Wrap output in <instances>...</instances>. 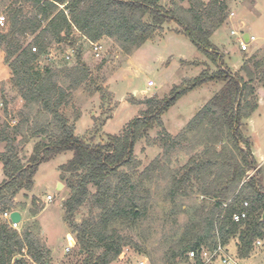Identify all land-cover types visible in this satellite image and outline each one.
Masks as SVG:
<instances>
[{
    "label": "trees",
    "instance_id": "trees-1",
    "mask_svg": "<svg viewBox=\"0 0 264 264\" xmlns=\"http://www.w3.org/2000/svg\"><path fill=\"white\" fill-rule=\"evenodd\" d=\"M3 1L7 24L0 27V48L22 106L12 113L9 101L3 92L0 94L5 115L0 122L4 176L0 182V264L50 262V251L39 235L36 221L19 230L12 228L1 214L24 209V204L15 201L16 196L22 190L31 191L40 163L64 151H72L73 155L59 166V177L68 190L62 202L63 220L73 235L75 255H84L81 264H110L124 246L133 244L115 225L133 226L145 217L150 192L144 182L160 172L169 175L166 195L173 204L192 192L201 198L191 208L184 231L168 247L169 264L177 258L187 259L190 249L211 246L216 236L223 245L234 239L237 257L248 258L256 240L264 239V188L251 139L243 127L244 120L257 108V89L264 84V69L261 60L249 58L232 72L223 64L222 53L212 45V33L228 16V1L170 0L164 6L160 0H56L67 1L68 15L50 0ZM166 22H174L176 30L187 35L216 68L205 65L198 76L174 85L163 98L133 100L145 108L118 134L107 133L105 140L99 142L77 135L63 108L70 100L71 90L88 80L90 69L82 61L79 47L71 66L60 70L51 65L36 68L50 46L72 45L74 26L87 39L107 37L129 54ZM27 36L32 40L27 42ZM61 79L66 87L59 83ZM208 82H219L221 86L172 136L165 130L161 115L186 91ZM33 106L47 117L30 121L24 110L29 112ZM8 119L15 123L10 125ZM154 127L160 128L158 140L163 154L138 171L140 161L134 155V146ZM31 138L37 141L23 162L19 153ZM182 148L191 151L188 159L177 169H169L171 151ZM245 201L247 206L243 207ZM36 202L33 196V216L39 211ZM83 205H88L90 211L97 210V214L77 222L75 213ZM244 208L245 219L233 221L232 214ZM195 264H201L199 258Z\"/></svg>",
    "mask_w": 264,
    "mask_h": 264
},
{
    "label": "rangeland",
    "instance_id": "rangeland-1",
    "mask_svg": "<svg viewBox=\"0 0 264 264\" xmlns=\"http://www.w3.org/2000/svg\"><path fill=\"white\" fill-rule=\"evenodd\" d=\"M207 2V0H203ZM228 13L234 12L232 18H226L211 35L210 41L221 53L222 62L232 72L238 71L243 61H262L264 69V0H227ZM9 2V1H8ZM6 2V5L8 4ZM161 4L168 6L170 0H160ZM0 13L5 15V6ZM187 5L186 2H183ZM254 35L256 40L247 50L241 51L237 37L231 35L230 30H242ZM174 22H166L162 28L140 47L131 53H124L118 44L104 37L99 40L102 45L100 56L96 58L83 37L72 30L71 38L74 43L70 46L81 49L82 61L90 69L88 80L76 89L71 90V97L63 112L69 122L74 126V132L79 136L92 139L94 142L105 140L107 133L118 134L124 126L134 117L141 114L145 106L134 101H141L147 97L156 96L163 98L168 95L174 85H179L185 79L198 76L205 68L215 69L216 65L207 55L195 46L182 32L176 30ZM32 40L31 36L25 39ZM68 44L62 43L59 47L50 46L49 50L55 53V59H48L47 54L36 65L41 68L51 65L57 70L71 66L75 63L73 57L69 61L60 58ZM105 59L104 62L102 60ZM251 64V62H250ZM0 94L3 92L9 101V110L17 113L22 106V100L11 82V72L4 63V53L0 48ZM8 72V74H7ZM64 87L67 83L59 80ZM221 86L219 82H208L196 86L179 96L175 103L161 115L165 130L172 136H176L186 125L195 112L211 97ZM101 87V90H96ZM264 84L257 89V108L244 120V131L251 139V149L257 165L260 167V184L264 188ZM2 99L0 95V122L5 119ZM29 120H44L47 116L40 112L36 106L30 111ZM10 125L15 120L8 119ZM160 128L154 127L148 134L142 137L134 146V155L140 161L138 171L143 169L151 160L163 154V148L159 144ZM19 139V138H18ZM37 138L29 139L19 155L24 162L29 156L32 146ZM3 143H0V152ZM191 154L186 148L171 151L167 162L169 169H177L183 165ZM72 151H64L56 154L51 159L39 164L34 175V184L31 191H20L15 201L24 204L19 230H22L32 221H36L39 235L46 241L50 251L51 264H81L84 255L77 256L74 253L75 242L70 229L63 220L62 202L68 195L65 183L59 177V166L69 161ZM0 162V180L3 178ZM168 173H157L151 181H145L144 187L149 190V208L142 219L133 226L120 223L115 225L121 235L132 239L133 244L123 247L120 255L110 264H135L138 259L146 258L147 264H169L167 250L184 231L190 219L191 208L198 205L200 197L195 192L187 197L177 199L175 203L167 197L169 187ZM57 183L62 187L57 188ZM52 195L53 199L47 202L46 195ZM37 199L38 213L32 215L31 198ZM90 214L96 215L97 210L90 211L88 205H83L75 213V221L79 222ZM261 244L255 243L251 255L245 259H239L236 254L235 240L231 239L226 245L228 253L238 260L239 264H264V239ZM135 244V245H134ZM70 247L65 252V247ZM171 264H193L186 258H177Z\"/></svg>",
    "mask_w": 264,
    "mask_h": 264
},
{
    "label": "built area",
    "instance_id": "built-area-1",
    "mask_svg": "<svg viewBox=\"0 0 264 264\" xmlns=\"http://www.w3.org/2000/svg\"><path fill=\"white\" fill-rule=\"evenodd\" d=\"M43 1V0H40ZM54 3H56L59 7V9H62L65 15H68V10L65 9V5L67 3H58L56 2V0H50ZM234 15V13L231 11L228 13V18H231ZM7 24V19L5 17V15L0 13V27L1 28H5ZM73 31H75L76 33L80 34V32H78V30L73 26ZM231 35L236 36L237 37V42H238V46L240 48L241 51H245L248 49L249 44L253 41L256 40V37L254 35H247V39L244 36V32L242 30H235V29H231L230 30ZM81 35V34H80ZM83 37V39L86 40V42L88 43L92 54H94V56L96 58H98L100 56V53L102 51V45L100 44L99 40L98 41H91L89 39H87L85 36L81 35ZM62 45V43H56L53 46H60ZM71 45H68L67 50H65V53H63L61 55L60 58L65 59V61H69L70 59H72L73 57H75V53H76V49L70 47ZM32 51H36V47H32L31 48ZM47 58L50 59H55V53L52 51V49L49 50V53L46 55ZM53 197L50 194L46 195V201L50 202L52 201ZM243 207L247 206V202H243L242 203ZM14 211V210H13ZM12 211H4L1 214L2 219H5L9 222L10 226L12 228L15 229H19V225L21 223V220L19 222H12L10 220V213ZM247 214L246 209H242L238 212H234L232 214V220L235 222H239L242 219H245ZM257 245L261 244V240L258 239L255 242ZM70 251V247H65V252H69ZM200 259L201 264H239L238 260L231 256L228 251H227V247L226 245H223L219 239L218 236H216V240L215 242L211 245V246H200L197 249H190L187 252V259L190 260L193 264H195L197 259ZM43 264H51L50 262H45ZM135 264H147V259L146 258H142V259H138L136 261Z\"/></svg>",
    "mask_w": 264,
    "mask_h": 264
},
{
    "label": "water",
    "instance_id": "water-1",
    "mask_svg": "<svg viewBox=\"0 0 264 264\" xmlns=\"http://www.w3.org/2000/svg\"><path fill=\"white\" fill-rule=\"evenodd\" d=\"M62 187V183H58L57 184V188H60ZM21 219V214L18 210H14L10 213V220L12 222H19Z\"/></svg>",
    "mask_w": 264,
    "mask_h": 264
},
{
    "label": "crops",
    "instance_id": "crops-1",
    "mask_svg": "<svg viewBox=\"0 0 264 264\" xmlns=\"http://www.w3.org/2000/svg\"><path fill=\"white\" fill-rule=\"evenodd\" d=\"M254 1L255 0H251V2H250V5H252L253 3H254ZM229 6V5H228ZM234 13V12H233ZM235 16V15H234ZM232 18V17H231ZM243 23V22H242ZM243 28H244V23H243V27H242V31H243ZM244 32V36H245V38L247 39V35H248V33L247 32H245V31H243ZM250 35V34H249ZM255 41H253V42H251L250 44H249V46L251 45V44H253ZM1 67V66H0ZM7 74H8V72H7ZM0 80H4V79H0ZM262 97H264V93L262 94ZM3 179V178H2ZM2 179L0 180V182L2 181ZM58 184V183H57ZM20 212V214H21V219H22V215H23V212L22 211H19ZM227 247V246H226ZM245 259H247V258H245ZM245 259H242L243 261L245 260ZM215 264H217V263H215Z\"/></svg>",
    "mask_w": 264,
    "mask_h": 264
}]
</instances>
